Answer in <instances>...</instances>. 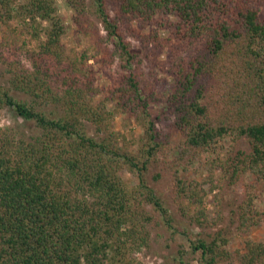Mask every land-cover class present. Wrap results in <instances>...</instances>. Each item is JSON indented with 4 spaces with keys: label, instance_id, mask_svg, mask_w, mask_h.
Segmentation results:
<instances>
[{
    "label": "trees",
    "instance_id": "trees-1",
    "mask_svg": "<svg viewBox=\"0 0 264 264\" xmlns=\"http://www.w3.org/2000/svg\"><path fill=\"white\" fill-rule=\"evenodd\" d=\"M65 1L87 40L80 50L63 43L55 0H0V58L9 72L0 105L38 128L27 138L0 125V264H142L135 253L150 244L148 205L178 230L156 189L160 163L172 177L175 212L198 229L190 235L182 226L181 264H264V240L228 249L233 232L264 225V0ZM131 40L164 54L154 65L172 83L160 114L151 111L161 102L158 78L135 68ZM117 56L121 68L112 71ZM92 59L107 86L96 85ZM166 116L167 132L159 127ZM172 129L180 133L174 146ZM199 172L203 179L184 176ZM243 179L232 229L221 193Z\"/></svg>",
    "mask_w": 264,
    "mask_h": 264
},
{
    "label": "rangeland",
    "instance_id": "rangeland-1",
    "mask_svg": "<svg viewBox=\"0 0 264 264\" xmlns=\"http://www.w3.org/2000/svg\"><path fill=\"white\" fill-rule=\"evenodd\" d=\"M58 12L60 15L65 19V25L67 27V32L64 35L63 43L66 45L67 49H77L80 50L86 46L87 40L85 37H81L76 33L75 24L72 22V14L73 11L70 9L68 4H66L65 0H55ZM88 10L90 12V17L93 19V21L98 24L100 28V32L102 35L106 36L105 31L102 28V24L97 19L96 15L92 12V6L90 1H88ZM165 33L161 32V36H164ZM2 36V32L0 30V39ZM133 43V46L135 49H137L138 58L136 62L134 63L135 68L137 67L139 71L141 72V75L147 76L149 73V70H153V72L156 75V78H158V95L161 97V102L151 105V111L152 113L160 114L161 110L164 108V97L168 94L170 85L172 83V79L163 71L161 68L155 67L154 64L158 63V61L164 60V54L158 55L152 54L149 52V50L144 52L143 50H140L138 47V42L131 40ZM109 47H113L112 44L109 42ZM24 63H26L25 60L22 59ZM90 62L93 64L94 69L96 70V85L98 86H107L109 84V79L106 75L105 68L101 65V63L95 62L93 59L90 60ZM159 64V63H158ZM121 61L120 58L117 56L114 59L113 65H112V71L119 70L121 68ZM8 65L0 58V83L8 85ZM14 96L20 99H27L28 97L22 93L11 91ZM46 108L51 109L50 106H47ZM120 117L116 119V128H120ZM131 128L136 132V134L141 133V129L138 127V125L135 123L134 120L131 122ZM171 123L170 119L166 116L165 119L161 124H159L160 129L163 131H169V124ZM0 125L3 127L8 128L10 131H12L15 135L18 136H24L29 138L31 135H34L38 132V128L34 125L33 122L24 120L21 117L15 115L13 111L5 106L0 105ZM87 130L89 133H93V128L88 124ZM172 136H171V144L172 146L176 145L178 139L180 138V133L172 129L171 130ZM133 137V136H132ZM131 135H128V139L130 140V143L135 144L134 138H132ZM131 144V146L133 145ZM177 155V149L176 147L173 148L170 156H168L167 160H171L173 156ZM160 159H162V156H160ZM182 164V163H181ZM160 167H156L153 169L154 171H161V173L164 175L161 177L157 183H156V189L158 190L160 197L164 200L167 207L170 209V212L175 219V225L177 226V233H172L164 224L160 214L153 210V208L148 205L147 209L148 212H150L153 216V221L148 223L147 227L150 231V244L148 247H143L139 251L135 253V256L142 264H181L177 258L178 255V249L180 248V245H186L187 241L185 239V235L182 234V226H187L189 229V232L192 234H196L198 229L189 227L185 222L181 221L180 217L175 212L174 206L171 202V199L169 197L170 194V185L172 181L171 175L169 173L162 171L163 170V163L159 164ZM122 177L125 179V181L128 184H133L134 179L133 177L124 169L121 171ZM186 177H196L198 179L204 178V173L199 172L197 174L188 173L185 174ZM248 180V178H246ZM243 181L245 179L240 180L236 185H234L232 188H225L221 193V207L223 209V224L227 226H231L232 229L234 227L232 226V215L234 211L236 210L237 204L241 201L243 195H244V186ZM256 202L260 204L262 201V195L259 193V190H256ZM214 204L212 195H209L206 199V209L210 214L213 215L214 212ZM252 239V240H264V225H259L254 228H252L251 233L249 235H243L239 233L233 232V235L230 238L228 249L230 251H236V250H242L244 248V242L246 239ZM235 261L226 262L223 264H234ZM192 264H196L195 262H192Z\"/></svg>",
    "mask_w": 264,
    "mask_h": 264
}]
</instances>
